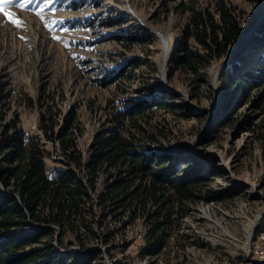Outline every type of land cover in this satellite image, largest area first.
<instances>
[{
	"label": "rangeland",
	"instance_id": "obj_1",
	"mask_svg": "<svg viewBox=\"0 0 264 264\" xmlns=\"http://www.w3.org/2000/svg\"><path fill=\"white\" fill-rule=\"evenodd\" d=\"M221 5L231 9L240 38L200 69L197 93L188 85L191 74L175 70L169 77L172 52L191 12L217 18ZM262 62L264 0H34L27 7L0 2V144L16 134L37 142L51 179L66 169L52 139L69 129L70 111L72 129L82 132L68 134L78 137V151L88 162L102 121L129 101L162 90L177 95L174 103L185 108L151 116L149 132L156 128L166 136L153 147L161 172L184 177L201 170L209 189L232 193L218 203H188L183 217L173 215L175 227L153 258L139 252L146 245L141 217L119 231V221L109 216L100 224L96 207L80 218L85 227L79 220L75 230L60 227L61 253L84 258L96 251L94 264H264ZM247 80L257 85L251 88ZM44 118L56 124L51 140ZM90 225L95 235L86 232ZM107 233L113 236L109 246L102 239Z\"/></svg>",
	"mask_w": 264,
	"mask_h": 264
},
{
	"label": "trees",
	"instance_id": "obj_2",
	"mask_svg": "<svg viewBox=\"0 0 264 264\" xmlns=\"http://www.w3.org/2000/svg\"><path fill=\"white\" fill-rule=\"evenodd\" d=\"M216 14L217 18L207 11L191 12L190 23L172 52L169 77L175 70L191 74L188 85L197 93L200 69L225 56L229 46L240 38L241 30L231 9L221 5ZM191 41L197 49L191 47ZM245 83L251 88L257 85L249 80ZM176 99L177 95L161 90L149 98L129 101L123 110L102 121L92 135L88 162L78 151V137L68 134H77L72 129L74 125L76 128L74 111L68 113L69 129L64 128L59 138L52 139L56 124L50 118L42 119L44 134L59 143L66 160V169L53 179L44 172L45 156L37 142L25 141L20 134L6 137L0 144V264H94L96 251H88L84 258L63 255L59 234L63 225L75 230L77 220L85 227L80 218L93 213L95 207L100 224L109 216L119 221V231L133 226L141 217L146 245L139 252L153 258L162 252L169 230L175 227L172 216L183 217L188 203H218L230 197L232 193L209 189L201 170L180 177L159 169V154L153 147L166 136L156 128L149 132L151 116L159 110L176 113L184 109L174 103ZM81 132L78 130L77 135ZM102 176L105 179L100 182ZM91 226L86 232L95 235ZM102 239L109 246L113 236L107 233Z\"/></svg>",
	"mask_w": 264,
	"mask_h": 264
},
{
	"label": "snow or ice",
	"instance_id": "obj_3",
	"mask_svg": "<svg viewBox=\"0 0 264 264\" xmlns=\"http://www.w3.org/2000/svg\"><path fill=\"white\" fill-rule=\"evenodd\" d=\"M0 2H3V0H0ZM49 2H50V0H49ZM8 3H10L13 6H23V7H27L28 4L34 3V0H23L22 5L17 4V0H8ZM38 6L39 5H37V7Z\"/></svg>",
	"mask_w": 264,
	"mask_h": 264
},
{
	"label": "bare ground",
	"instance_id": "obj_4",
	"mask_svg": "<svg viewBox=\"0 0 264 264\" xmlns=\"http://www.w3.org/2000/svg\"><path fill=\"white\" fill-rule=\"evenodd\" d=\"M262 2H263V1H262ZM262 2H261V3H262ZM163 44H164V43H163ZM163 55H164V59L166 60V58L168 57V55H167V52H166V50H165V47H164V54H163ZM162 72H163V71H162ZM164 74H165V73H164Z\"/></svg>",
	"mask_w": 264,
	"mask_h": 264
},
{
	"label": "crops",
	"instance_id": "obj_5",
	"mask_svg": "<svg viewBox=\"0 0 264 264\" xmlns=\"http://www.w3.org/2000/svg\"><path fill=\"white\" fill-rule=\"evenodd\" d=\"M59 171H60V170H58V173H59ZM56 176H57L56 174H55V175H53V176L51 177V179H53V178H54V177H56Z\"/></svg>",
	"mask_w": 264,
	"mask_h": 264
},
{
	"label": "water",
	"instance_id": "obj_6",
	"mask_svg": "<svg viewBox=\"0 0 264 264\" xmlns=\"http://www.w3.org/2000/svg\"><path fill=\"white\" fill-rule=\"evenodd\" d=\"M8 196H9L10 198H12V199L14 198L13 195H11V194H9Z\"/></svg>",
	"mask_w": 264,
	"mask_h": 264
},
{
	"label": "built area",
	"instance_id": "obj_7",
	"mask_svg": "<svg viewBox=\"0 0 264 264\" xmlns=\"http://www.w3.org/2000/svg\"><path fill=\"white\" fill-rule=\"evenodd\" d=\"M76 169V168H75ZM93 249H96L97 250V248H93Z\"/></svg>",
	"mask_w": 264,
	"mask_h": 264
}]
</instances>
